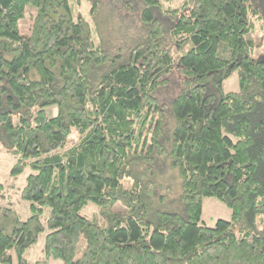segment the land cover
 I'll use <instances>...</instances> for the list:
<instances>
[{
  "label": "trees",
  "instance_id": "trees-1",
  "mask_svg": "<svg viewBox=\"0 0 264 264\" xmlns=\"http://www.w3.org/2000/svg\"><path fill=\"white\" fill-rule=\"evenodd\" d=\"M74 1L0 0V147L32 172L27 220L0 205V264H264V0H87L91 22ZM204 197L231 220L201 224Z\"/></svg>",
  "mask_w": 264,
  "mask_h": 264
},
{
  "label": "rangeland",
  "instance_id": "rangeland-1",
  "mask_svg": "<svg viewBox=\"0 0 264 264\" xmlns=\"http://www.w3.org/2000/svg\"><path fill=\"white\" fill-rule=\"evenodd\" d=\"M75 4L74 12L75 16L78 15L83 16L84 19L91 22L90 17V6L87 0H81L80 3L77 4L76 1L73 2ZM36 9L33 5L29 4L26 7V14L23 19L19 22V30L23 33H29L31 31V27L34 21ZM96 39V37H95ZM169 84L167 87L161 88L157 92V97L161 102L167 103L176 95L180 87V79L182 78L178 69H175L169 75ZM240 88L238 73L234 72L229 78H227L222 85V89L225 93L236 92ZM57 113L56 107L52 106L47 108V114L49 117L54 116ZM15 163V158L8 154L3 148L0 147V182L4 184L5 190L3 192V196L0 195V205L12 207L17 211L22 220H27L30 216L31 212L29 210L30 202L23 200L21 198V189L26 184L27 176L32 173L30 169H27L24 173L13 176L11 175V169ZM131 179L126 178L124 180L125 185H131ZM177 191V189H175ZM112 210L127 212V206L122 202L118 201L111 205ZM50 209L46 208L45 212L42 216V221L46 223L47 218L49 216ZM81 214L92 218L94 216H98L100 214V207L94 202L88 203L81 210ZM232 211L225 204L220 202L214 197H204L203 198V209L201 214V224H206L207 226L214 227L216 222L219 219L231 220ZM12 228L11 225L6 228L7 231L10 232ZM47 231L41 233L39 240L33 246L25 252V257L30 263H34L39 260L45 259L44 246L46 240ZM86 242L84 236L81 237L79 242V246L77 249V257H80L85 249ZM14 264L17 263V259H14ZM50 264H64L60 259L50 258Z\"/></svg>",
  "mask_w": 264,
  "mask_h": 264
}]
</instances>
